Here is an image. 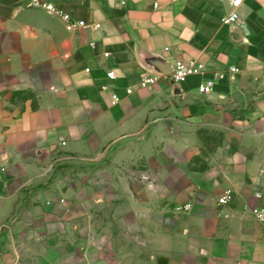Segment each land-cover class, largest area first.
Masks as SVG:
<instances>
[{
	"label": "crops",
	"instance_id": "1",
	"mask_svg": "<svg viewBox=\"0 0 264 264\" xmlns=\"http://www.w3.org/2000/svg\"><path fill=\"white\" fill-rule=\"evenodd\" d=\"M43 1L88 26L0 0V264H264V0Z\"/></svg>",
	"mask_w": 264,
	"mask_h": 264
},
{
	"label": "built area",
	"instance_id": "2",
	"mask_svg": "<svg viewBox=\"0 0 264 264\" xmlns=\"http://www.w3.org/2000/svg\"><path fill=\"white\" fill-rule=\"evenodd\" d=\"M244 0H231L232 11L223 19V24L226 26H242L243 23L240 21L238 10L242 7ZM28 7L41 9L52 16H56L61 19L65 25L66 29L70 32H76L84 29L88 24L84 20L74 19L73 16L64 10L58 8L56 5L43 1V0H28ZM97 29L100 25L95 26ZM109 56V54H107ZM87 72H90L88 69ZM206 72L203 63L193 60L189 62L178 61L173 66V71L171 74H161V73H149L141 78L139 81V88L143 90L152 89L157 84H159L163 79H166L170 84L175 86H182L188 82L189 79L193 77L203 76ZM230 72L233 74H239L240 70L236 67H232ZM107 79L110 82H114L117 79L115 72L111 71L107 73ZM215 83L213 80H207L201 83L198 87V93L200 96H209L214 92ZM101 90L104 92H112V104L117 105L120 102V97L113 92L108 84L101 86ZM133 89H128V94L133 93ZM233 192L227 191L225 195L219 199V204L225 206L233 201ZM179 213H188L192 210V204H186L178 206L175 209ZM253 216L260 222H264V209H254L252 211ZM228 217V216H226Z\"/></svg>",
	"mask_w": 264,
	"mask_h": 264
},
{
	"label": "water",
	"instance_id": "3",
	"mask_svg": "<svg viewBox=\"0 0 264 264\" xmlns=\"http://www.w3.org/2000/svg\"><path fill=\"white\" fill-rule=\"evenodd\" d=\"M143 62L148 68L153 69L156 72H159L165 75L171 74L170 72L165 70L166 64H167L166 61H164L163 59L159 57L145 55L143 57Z\"/></svg>",
	"mask_w": 264,
	"mask_h": 264
},
{
	"label": "rangeland",
	"instance_id": "4",
	"mask_svg": "<svg viewBox=\"0 0 264 264\" xmlns=\"http://www.w3.org/2000/svg\"><path fill=\"white\" fill-rule=\"evenodd\" d=\"M203 138L206 142V146L208 150L212 149V146L216 145L220 137L217 134H211V133H204Z\"/></svg>",
	"mask_w": 264,
	"mask_h": 264
}]
</instances>
